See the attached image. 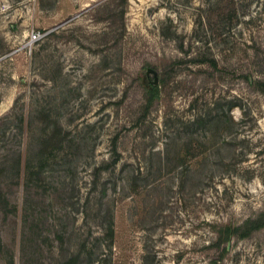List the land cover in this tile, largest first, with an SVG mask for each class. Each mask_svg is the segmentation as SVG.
<instances>
[{
	"label": "rangeland",
	"instance_id": "1",
	"mask_svg": "<svg viewBox=\"0 0 264 264\" xmlns=\"http://www.w3.org/2000/svg\"><path fill=\"white\" fill-rule=\"evenodd\" d=\"M210 1L0 0V118L24 113L27 130L9 129L0 162L28 157L0 175V264H264V227L225 238L264 213V93L240 72L264 78V0H233L225 26ZM147 66L171 72L154 84ZM41 110L66 141L34 175Z\"/></svg>",
	"mask_w": 264,
	"mask_h": 264
},
{
	"label": "trees",
	"instance_id": "2",
	"mask_svg": "<svg viewBox=\"0 0 264 264\" xmlns=\"http://www.w3.org/2000/svg\"><path fill=\"white\" fill-rule=\"evenodd\" d=\"M209 4H210L208 5L209 12H210L209 15H214V17L216 18L215 21L219 25L225 26L227 21L230 23L233 20V18L236 17L237 9L234 6L233 0H211ZM202 18L203 17H200L198 19V23L201 26L203 25ZM194 33H196V38H199L200 33H197V32H194ZM183 44L184 42L182 40L178 41L177 48L180 52L185 53L186 51L183 48ZM192 61H194L195 63L204 64L205 66H207L208 68L212 69L215 72L216 71L221 72V71H224L225 69V68L223 69L219 67V63L214 56H206L204 54L202 57L192 59ZM182 63L183 62L180 59L174 62L172 66L181 65ZM147 68H151L156 71L157 77H158V84H163L165 82V76L167 77V75L171 72V71H160L159 72L155 66H152V67L147 66ZM258 69L260 70L261 67ZM255 70L257 69H255V66L253 64H246L245 69H242V71H240L241 78L247 84L248 87L264 93V78L256 77L254 75L256 73ZM149 78L153 80L152 74H149ZM156 88H157L156 86L151 85V89H149V91L145 93L146 99H144L143 105H142L144 112L150 111V109L153 108V106L155 105L156 97L158 95V91ZM226 105H227V108L230 110L234 106V103L232 101H227ZM216 106H219V104H217ZM37 114L40 116L42 120L41 131L44 133V135L41 138V141L39 143V146L35 154L36 163L35 165H33V168L37 170V172H35V174L32 173L34 175H38L40 174V172H42L44 168L43 166L46 164V162H49L50 160H52V162L54 161V163L56 162L55 160L57 157L54 152H58L59 150H61V145L64 144L66 141L65 132L63 131L62 126H60V124L56 120H52L48 112H46L45 110H41L37 112ZM25 115L26 114L24 113L14 112L3 118H0V143L4 142V140L6 139L5 136L11 127L18 132L21 138H23V136L25 137L27 136L26 135L27 130H26V127H24L25 121H26ZM211 118H212L211 115L207 117H205V115L197 116L195 119L186 123V125L184 126L185 127L184 129L187 132L191 133L193 130L195 129L197 130L199 126L205 125L208 120H211ZM25 139H27V137ZM6 151L7 150L5 149L4 157L2 158L0 162V175L4 174L7 171L6 164H7L8 158H12L14 161L15 165L12 170L19 173V171L22 170V166H21V161H23L22 159L26 158L25 160L27 163L28 157L27 156L25 157L26 151L25 152H23L22 150L21 151L15 150L11 152L9 151L6 152ZM112 163L114 164L115 161H113ZM26 167H27L26 172H28L29 166L27 165ZM134 179L136 178L134 177ZM95 211H96L97 221L99 222V225L101 226V230H102L101 234H102L103 240L112 241L114 237V230L112 227V223L108 222V220L110 219V210L108 209L104 210L101 208V204H98ZM261 215L262 216L260 220L256 218H250L239 227L228 226L225 230V238H229L230 236H232L235 233L236 229H240L246 233H250L256 230V228L257 229L263 228L264 227V213ZM68 253H67L68 257H70L69 261L73 260L74 258H79L80 256L78 253H73V252H68ZM90 253L91 252H89V254ZM101 254H103V252H101Z\"/></svg>",
	"mask_w": 264,
	"mask_h": 264
},
{
	"label": "water",
	"instance_id": "3",
	"mask_svg": "<svg viewBox=\"0 0 264 264\" xmlns=\"http://www.w3.org/2000/svg\"><path fill=\"white\" fill-rule=\"evenodd\" d=\"M147 75L152 74L153 77V83L156 84L158 83V77H157V73L155 70L151 69V68H147L146 69Z\"/></svg>",
	"mask_w": 264,
	"mask_h": 264
},
{
	"label": "built area",
	"instance_id": "4",
	"mask_svg": "<svg viewBox=\"0 0 264 264\" xmlns=\"http://www.w3.org/2000/svg\"><path fill=\"white\" fill-rule=\"evenodd\" d=\"M38 37H39V34L38 33H35V32H33V33H31V35H30V40L31 41H35V40H37L38 39Z\"/></svg>",
	"mask_w": 264,
	"mask_h": 264
}]
</instances>
